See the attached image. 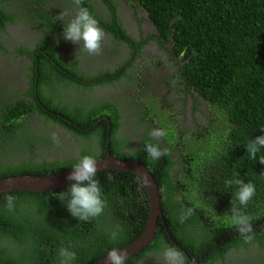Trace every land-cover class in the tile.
<instances>
[{
	"label": "trees",
	"instance_id": "obj_1",
	"mask_svg": "<svg viewBox=\"0 0 264 264\" xmlns=\"http://www.w3.org/2000/svg\"><path fill=\"white\" fill-rule=\"evenodd\" d=\"M101 1L109 11L98 13L87 1L81 6L88 9L104 31L113 34L114 41L136 45L121 27L115 0ZM124 1L132 5L129 8L133 17L137 15V6L147 11L161 38L172 44L176 55H181L182 65L174 72L178 79L176 84L183 89H186L185 84L193 86V91L210 103L207 118L203 114L199 116L208 126L207 130L184 133L176 126L170 127L166 136L169 155L152 161L144 145L165 146L148 137L135 144L128 136L119 135L123 113L117 101L95 102L89 98L85 105L76 100L82 107L58 92L78 94L94 85L117 80L124 75L126 63L136 68L133 62L137 56H142L141 47L137 56L121 61L114 70L87 75L76 68L75 62H68L59 55L57 45L61 37L57 38L54 30L59 23L52 21L46 25L45 41L35 38L32 48L21 46V53L31 61L25 68V72L29 71L26 90L16 93L10 90L7 95H0V152L10 151L0 154V164L6 163V156L13 154L14 145V151L22 154L20 164L0 165V178L59 173L73 168L84 155L98 160L105 156L108 140L112 155L138 161L154 176L168 226L165 229L158 218L154 240L142 251L129 255L125 264H141L146 253H159V263L147 264H164L160 255L161 241L181 250L187 264H192V260L198 264H215L216 260L227 259L230 248L249 253L257 236L259 248L264 249V164L259 162L264 148L255 160L246 152L248 141L264 134L261 131L264 129V0ZM32 13L42 18V11L29 10L26 14L31 16ZM26 14L21 8L8 13L0 6V31L8 21H17ZM135 20L141 22L137 16ZM3 49L0 43V50ZM19 93L22 97L16 98ZM175 109L183 113L185 103ZM103 115L110 119L109 133L105 120L94 124ZM33 117L40 123L36 124ZM45 124L57 125L69 134V148L58 154L55 150L59 149L53 144ZM174 124L178 125L177 118ZM50 150L57 154L52 160L33 156ZM70 151H78V155L67 156ZM237 174L239 179L251 182L256 188L247 207L236 201L238 186L224 183ZM96 179L107 207L99 217L89 221L73 217L67 209V201L58 197L70 184L56 190H20L1 195L0 264H59L57 250L60 247L76 252L73 264H94L110 249L134 241L144 231L149 213V197L141 178L130 171L104 169L97 172ZM8 195L15 197L12 211L5 203ZM233 201L251 217L254 231L250 243H245L239 233L230 234L236 232V228L227 223V218L218 221L213 217L216 209H221L228 217ZM188 208H193L194 214L180 223V215ZM169 233L177 244L169 238Z\"/></svg>",
	"mask_w": 264,
	"mask_h": 264
},
{
	"label": "flooded vegetation",
	"instance_id": "obj_2",
	"mask_svg": "<svg viewBox=\"0 0 264 264\" xmlns=\"http://www.w3.org/2000/svg\"><path fill=\"white\" fill-rule=\"evenodd\" d=\"M85 1L95 6L98 13H102V11L106 10L109 11V8L105 6L101 0H82L81 4L85 3ZM70 2H72V0H17V5L25 14L29 10L30 12L31 10H40L43 12L42 18L39 19L33 13L31 16L30 14H26L24 15V19L20 22L22 24H20L19 27L14 25L5 26L6 29L0 31L1 44L5 47H7L6 45L8 44V41L2 36V33L8 31L5 33L7 36H12L14 32H17V34H25L28 31L29 26L30 35L32 34V40L30 39L32 45L30 48H32L33 44L35 45V37L39 38L41 41L46 40V25L53 21L59 23L55 29L53 28L57 33V38L61 37L57 45L59 47V55L66 58L68 62H76V56L79 53L84 54L86 51L83 50L82 46L79 47V45L73 44L71 41H67L63 37L64 24L66 25L68 21L75 16L78 10L77 7L74 4H70ZM114 3L116 5V10L120 6V10L118 8L117 12L118 18H121V16L123 17V23L128 30L127 33H129V31L132 33L129 34L137 42L136 46L133 42L129 44L116 42L114 41L113 36L105 35V39L102 41V52L96 56L98 58L105 56L106 59L112 57V62L118 64L129 57H135L140 47L142 51V56L139 57L136 55L137 57L134 59L133 64L136 68L127 66V63L125 64L124 75L128 78L130 88V96L127 100L129 106L126 108V111L134 116V118L131 123L130 134L128 135L129 129L126 131L124 130V135L122 137L128 136L132 142L137 144L143 138L148 137L152 139L149 133L153 128H164L167 130V133L170 132L169 128L173 126H176L177 129H180L184 133H189L191 131L197 132L198 129H200L201 133L206 131L208 126L199 116L203 114V116L207 118L211 110L210 103L204 97L199 95L197 91H193V86L185 84L186 89H183L176 84L178 79L174 76V72L176 71L177 66L179 67L182 65V61L180 59L178 60V57L174 54L171 43L161 38L148 17V14H146L139 6L135 8L137 16L141 19V22L138 23L132 19V10L124 7L121 0H115ZM73 6L75 7L72 8ZM60 15L64 16L63 21L58 19ZM139 26L142 28V31L138 32L140 29ZM134 31L136 34H133ZM141 37H144V39L142 40ZM110 44L118 45L114 54H110L109 51L104 53L105 47ZM8 47V50H0V93L4 96L8 94L7 91L10 92L14 82H16L17 85L23 84L22 76H24V65L30 66L31 64V61L24 55H18L17 59L20 62L12 64L9 61L10 59L6 58V56L9 53L13 55L12 51H14L15 47ZM17 47L20 48L21 45L17 44ZM130 47H132V49H130ZM128 51L130 54H128ZM122 55H126V57ZM68 57H71L72 60H69ZM172 59H175V61ZM108 62L111 61L108 60L107 62H104V64H99V66L106 69L108 67ZM158 62H162L164 66L159 67V64H157ZM76 68L79 70L78 67ZM133 69H137L140 72L138 84L134 82L135 75L132 77L129 76V70ZM80 81L81 83L84 82L82 79H80ZM90 88H86V92H88L87 97H90L91 100H93L92 97L98 95H92L88 91ZM58 92L61 95L64 91L58 90ZM80 94L82 93L79 92L78 95ZM99 95L98 98L94 99L95 102L103 99V93H99ZM61 97L66 98L65 95ZM104 100L105 99H103V101ZM183 103H185V110L180 114L176 111L175 107H181ZM132 105L137 106V113L135 114L133 113L136 108ZM194 108L196 109L195 112H193ZM119 109L126 114L122 108ZM176 118L178 119V125L174 124ZM34 121L36 120L34 119ZM36 124H38V121ZM41 127H44V125ZM158 142L168 148L166 137ZM43 145H46V143H43ZM53 151L54 150H50L45 154L43 152H38L33 154V156L35 158L45 157L47 158L46 160H52L53 158L51 159V157L57 155L56 153H52ZM175 152L178 151H173V153ZM27 154H30V151H28ZM228 251H230V254L227 258L241 253L237 252L234 248H230ZM247 257L244 259L245 262L249 260ZM197 262L198 261H192V263ZM215 264H222V262L216 260Z\"/></svg>",
	"mask_w": 264,
	"mask_h": 264
},
{
	"label": "clouds",
	"instance_id": "obj_3",
	"mask_svg": "<svg viewBox=\"0 0 264 264\" xmlns=\"http://www.w3.org/2000/svg\"><path fill=\"white\" fill-rule=\"evenodd\" d=\"M72 2L77 7L78 10H77L75 16L73 18H71L66 25L64 24V30H63L64 39L67 41H71L73 44L79 45V47L82 46L83 50L86 51L89 55L101 54V52H102V41L105 39V35L113 36V34L104 31L99 26L98 21L93 17V15L90 14L88 9L81 6L82 0H72ZM0 6L8 13L12 9L20 8L17 5V0H11V1L10 0H0ZM75 6H73L72 8H74ZM144 12H146V11H144ZM23 19H24V16L19 18L17 21L14 20V22L8 21L6 23V26L14 25V26L19 27L20 24H22L20 22ZM58 19L63 21L64 16L60 15L58 17ZM120 20H121V18H120ZM121 24L123 26H125L122 21H121ZM5 29L6 28H4L3 31ZM28 30L30 32L29 26H28ZM125 30H127V29H125ZM139 31H142L141 27L138 30V32ZM7 32H4V34ZM129 33H131V32L129 31ZM17 44H20L24 48L30 49V47H25L24 44H22V43H10V44L8 43L6 45L7 47L8 46H10V47L14 46L15 47V49L12 53H13V55H16V57H14L11 53H9L7 56L10 60H18L17 59L18 55H24L23 53H21V47L20 48L17 47ZM7 47H5V49H3V50H8ZM172 49L174 52L175 50L173 47H172ZM128 54H129V51H128ZM24 56H26V55H24ZM176 56L178 57V60L181 57V55H176ZM26 57L30 60V58L28 56H26ZM125 57H126V55H125ZM11 58H13V59H11ZM172 60L175 61V59H172ZM119 65L120 64H116V67H118ZM159 65H161V64H159ZM162 65L164 66V64H162ZM27 67H29V66L24 65V69H23V71H24L23 85L25 87L22 88L20 91H25L27 86H28V83H29V79L27 77V73L29 71L25 72V68H27ZM125 67H126V65H125ZM133 71H134V75H135V70L133 69ZM124 74H125V70H124ZM121 77L127 78L126 75H122ZM14 83H16V82H14ZM14 83L12 84V86H14ZM22 95L23 94L20 93V94L16 95L15 97L20 98V97H22ZM175 108H177V107H175ZM123 115H125V114L123 113L122 117H123ZM29 120H30V118H29ZM261 131H262V133H264V129H262ZM149 135H150V137H152L153 140L160 141L163 138H165L168 135V133H167V130L164 128H153L150 131ZM51 138H52L53 143H55L57 145L60 143L59 137L55 132L52 133ZM14 147H15V145L11 148V151L13 154L7 155L6 156V157H8L7 162L1 163L0 164L1 166L5 167L9 163H13V165L20 164V157L22 156V154L15 152ZM262 148H264V134L253 137L246 144V152L248 153L249 157L253 160L256 159L257 153L260 152V150ZM144 150L146 151V153L148 154L149 158L152 161H157L162 156L169 155V149L167 147H162L159 143H146L144 145ZM28 155H30V154H28ZM15 156H18V159H15L14 158ZM259 162L261 164H264V156H262L259 159ZM73 169H74V171H72L69 174V176L67 177V179L73 181V183H71L69 185L68 190L66 192L59 193L58 197L62 201H64V200L67 201L66 206H67L68 211L70 212V214L73 217L77 218L79 221H89L90 219L99 217L104 212V209L107 207V201L103 197L100 183H99L98 179H96V174L98 171L97 160L92 155H84L73 166ZM21 175H26V174H21ZM28 175H30V174H28ZM9 176H18V175H7V176H3L1 178L9 177ZM142 182H143V180H142ZM224 183L226 186H232V185L238 186L237 191H236V201H238L239 205L243 206V207H247L248 203L252 200L253 196L256 193L255 185L252 184L251 182L245 183L243 180L239 179L238 174L236 175V178L226 179L224 181ZM14 200H15V197L12 195H8L5 198L6 207L9 211H12L14 208ZM193 214H194V209L188 208L186 211H184L180 215V217H179L180 223H184V221L186 219H188L190 216H192ZM226 218H227V223H229L231 226H234L236 228L235 229L236 232L232 233L230 231L231 232L230 234L237 235L239 233V235L242 237V239L245 243H250L252 241V239H253L252 233L254 230L252 227L251 217L248 216L247 214H245L241 210V207H238L236 205L235 201L231 202L230 215L228 217H226V215L224 214L223 219L226 220ZM262 226H263V224L261 225V227ZM145 229H146V227H145ZM156 231H155V235H156ZM155 235H154V237H155ZM153 240H154V238H153ZM161 244L163 245V247L161 249L160 255L163 257L164 264H187V260L185 258V255L181 250H179L178 248L173 247L171 245H167L164 241H161ZM148 245H146V246H148ZM229 254H230V251H228L227 256ZM158 255H159V253L158 254L157 253L156 254L146 253L145 258H143L141 260V264H147V263H151V262L159 263L158 262ZM57 256L59 257V264H73V262L77 259L76 252L70 250V248H68V247H60L57 250ZM127 257H128V252L126 249L113 248V249H110L108 251V253L106 255L105 264H125ZM219 261H221L222 264H225V260H219ZM198 263L199 262H197V264Z\"/></svg>",
	"mask_w": 264,
	"mask_h": 264
},
{
	"label": "rangeland",
	"instance_id": "obj_4",
	"mask_svg": "<svg viewBox=\"0 0 264 264\" xmlns=\"http://www.w3.org/2000/svg\"><path fill=\"white\" fill-rule=\"evenodd\" d=\"M121 1L123 3L124 7H126V8L132 7V5L129 3H126V1H123V0H121ZM118 8L120 10V6ZM133 14H135V13H133ZM131 15H132V13H131ZM136 16L134 15L135 18H136ZM132 17H133V15H132ZM134 17L132 18L133 20H135ZM137 18H139V16H137ZM121 21L123 22L122 16H121ZM152 24H153V22H152ZM153 26H155V25L153 24ZM121 27L126 29V27H124L122 25H121ZM35 33H37V32H35ZM41 34H43V33H41ZM2 36H4L6 38V40L8 41L9 44L10 43H22V44H24L25 47H30L32 45V43L30 42V39L32 40V38H31L32 34L30 35L29 30L25 34H22V33L17 34V32H14L12 36H7L4 33L2 34ZM33 46H34V44H33ZM115 49H117V46L114 44H110V45L105 47L104 53H107L109 51L110 54L111 53L114 54ZM80 55H81V53L78 54L79 58H80ZM13 56L16 57V55H13ZM122 56L125 57V55H122ZM6 58H8V56ZM11 59H13V58H11ZM68 59L72 60L71 57H68ZM108 60L111 61V62H108V65H109L108 69L109 70L114 69L115 67H113V66H115L117 63L112 62L113 61L112 57H110L109 59H106L105 56L98 58L96 55H89L87 52H84L82 60L79 62L78 66L80 69H82V66L87 67L88 65H91V64L93 65V64H97V63L98 64H104V62H107ZM9 61L12 64L19 62L18 60H9ZM162 66H163L162 64L159 65V67H162ZM102 70H106V69H103V67L100 66L98 68L89 69V73H95L97 71H102ZM133 75H134V71L129 70V76L132 77ZM139 77H140V72L137 69H135L134 82H136L137 84H138ZM22 78L24 80V76H22ZM122 86H123V88H122ZM24 87L25 86L23 84L17 85V83H15L14 86H12L10 90H13L16 93L17 91H20ZM88 91L92 95H95V96L98 95L96 97H92L93 100L100 96L99 93H103V96H102L103 99L115 100L119 103L118 108H122L123 111L126 112V114L123 115V117H122L123 126L121 128V131L119 132V135L120 134L124 135V130L126 131L128 129H129V131H128V135H129L130 131H131V123H132L134 116H132L131 114H129V112L126 111V108L129 106V103H127V99L130 96V88H129L128 78L117 80V81L112 82V83L95 85L92 88H90ZM81 93L82 94L78 95L75 92L68 91V92H62L61 96L65 95L68 99L72 100L75 103H78V102H76V100H79L83 104L88 105V102H86V100L90 98V97H87L88 92L82 91ZM0 95H2V94L0 93ZM78 104L81 105L80 103H78ZM81 106L84 107L83 105H81ZM132 106H135V108H136V109H134L135 112L133 114L137 113V106L136 105H132ZM36 118L37 117H33L32 119H36ZM36 121L39 122L38 119H36ZM49 122H51V121H49ZM31 125L34 127V123H32ZM45 127L47 128V133L50 137L52 136L53 132H55L59 137L60 143L58 145L53 143L59 149V150H55L58 154L61 152L60 150L63 151V150H65V148H69V145L67 144V143L71 142V141H68L69 134H67L61 127H59L57 125L45 124ZM30 128H32V127H30ZM30 136H32L31 133H30ZM0 139H1V136H0ZM37 139H40V137L37 136ZM51 140H52V138H51ZM8 152H10V151H6L4 153H3V151H1L0 154L3 155V154H6ZM15 152H18V151H15ZM73 155H78V151H70L67 154V156H73ZM14 158L18 159V156H15ZM38 158L39 157H37L36 159H38ZM5 162H7V161H5ZM212 214H213V217H215L218 221H220L224 217V213L221 211V209L213 210ZM255 240H256L255 242L251 243L252 247L250 248L251 250L249 253H246V252L245 253H239V254H236L234 256L228 257L225 260V264H248V263L249 264H258V263L264 262V249L259 248L260 245L257 243L258 236L256 237ZM235 250L237 252H241L237 249H235ZM245 257L249 258V260L247 262L244 261Z\"/></svg>",
	"mask_w": 264,
	"mask_h": 264
},
{
	"label": "water",
	"instance_id": "obj_5",
	"mask_svg": "<svg viewBox=\"0 0 264 264\" xmlns=\"http://www.w3.org/2000/svg\"><path fill=\"white\" fill-rule=\"evenodd\" d=\"M148 14V12H145ZM128 31V30H127ZM100 120H105L108 124V133L110 131V119L108 116H100L94 124H97ZM109 136V135H108ZM98 171L104 169H120L124 171H130L136 174L143 180V184L146 187V191L149 197V213L146 224V229L141 233L134 241L120 247V249H126L128 256L141 251L146 245H148L154 238L155 231L157 229V221L160 218L167 229L168 226L165 221V215L162 210L160 193L158 183L150 173V171L138 161L130 159H121L112 155L109 151V141L107 140V151L104 157L97 160ZM74 171L73 168L65 171L54 173L46 176L38 175H18L9 176L0 179V196L11 191H47L56 190L65 185L71 184L73 181L67 179L69 174ZM97 171V172H98ZM169 238L172 239L169 233ZM106 255L96 261L94 264H105ZM197 264V263H192Z\"/></svg>",
	"mask_w": 264,
	"mask_h": 264
},
{
	"label": "crops",
	"instance_id": "obj_6",
	"mask_svg": "<svg viewBox=\"0 0 264 264\" xmlns=\"http://www.w3.org/2000/svg\"><path fill=\"white\" fill-rule=\"evenodd\" d=\"M128 34H129V33H128ZM131 34H132V33H131ZM133 34H136V33L134 32ZM129 35H130V34H129ZM82 57H83V54L80 55V58L78 57V55L76 56V62H75V63L77 64V67H78V68H79L78 64H79V62L82 60ZM80 59H81V60H80ZM98 67H100V66H99V64L97 63V64H93V65H92V64H91V65H88L87 67H83V66H82V69L79 68V70L82 71V72H84V73L87 74V75H92V74L97 73L98 71L95 72V73H89V69H94V68H98ZM113 67L116 68V65L113 66ZM108 68H109V65H108V67L106 68V70H107ZM115 68H114V69H115ZM114 69H112V70H114ZM112 70H111V71H112ZM102 71H104V70H102ZM112 75H113V76H116V74H114V73H112ZM121 79H124V78L120 76L117 80H121ZM117 80L110 81V82H108V83H112V82H115V81H117ZM122 88H123V86H122Z\"/></svg>",
	"mask_w": 264,
	"mask_h": 264
}]
</instances>
